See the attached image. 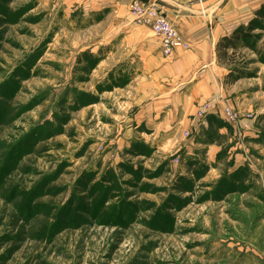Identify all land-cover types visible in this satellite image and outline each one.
Returning <instances> with one entry per match:
<instances>
[{"label":"rangeland","instance_id":"1","mask_svg":"<svg viewBox=\"0 0 264 264\" xmlns=\"http://www.w3.org/2000/svg\"><path fill=\"white\" fill-rule=\"evenodd\" d=\"M103 15L0 0V264H264V29L221 61L249 68L247 117L171 119Z\"/></svg>","mask_w":264,"mask_h":264},{"label":"crops","instance_id":"2","mask_svg":"<svg viewBox=\"0 0 264 264\" xmlns=\"http://www.w3.org/2000/svg\"><path fill=\"white\" fill-rule=\"evenodd\" d=\"M74 1L85 10L104 12L101 23H107L109 30L105 36L109 39L103 40L102 44H112L106 59L112 66L126 58L130 64L136 62L140 72H135L134 80L142 89L144 106L156 107L155 114H161L164 107H171L164 114L166 118L177 119L180 107L211 102L218 106L229 104L245 111L254 104L251 98L257 93L250 86L255 83H250L244 76L233 78L249 68L221 62L216 45L236 28L247 26L264 5V0H144L155 3L190 45L186 50L176 48L168 57L162 55L160 42L148 27L131 23L130 0ZM263 38L261 35L260 39ZM237 49L248 50L256 56L255 50L243 42ZM252 64L258 66L259 63ZM261 72L259 68L256 73Z\"/></svg>","mask_w":264,"mask_h":264},{"label":"built area","instance_id":"3","mask_svg":"<svg viewBox=\"0 0 264 264\" xmlns=\"http://www.w3.org/2000/svg\"><path fill=\"white\" fill-rule=\"evenodd\" d=\"M128 8L131 23L146 26L152 31L160 42V50L164 57L170 56L176 48L189 49V43L183 39L174 23L155 3L130 0ZM214 106L215 104L211 102L204 103L197 112L198 120L204 118V114L211 112ZM221 114L228 123H236L247 117L228 104L222 105ZM185 134L189 136L190 132L186 131Z\"/></svg>","mask_w":264,"mask_h":264},{"label":"trees","instance_id":"4","mask_svg":"<svg viewBox=\"0 0 264 264\" xmlns=\"http://www.w3.org/2000/svg\"><path fill=\"white\" fill-rule=\"evenodd\" d=\"M264 18V5H262L256 12L255 17H253L247 24V26H240L236 28L229 36H223L216 45V54L220 61L226 59L228 56L229 49H236L239 46L240 42L244 44L249 41L252 37L251 31L254 29H264L263 25H260L259 22ZM261 58V57H260ZM259 61H264L259 59ZM243 73H238L233 78L242 77Z\"/></svg>","mask_w":264,"mask_h":264}]
</instances>
